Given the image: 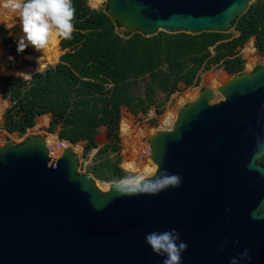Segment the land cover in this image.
Listing matches in <instances>:
<instances>
[{
    "label": "water",
    "instance_id": "water-1",
    "mask_svg": "<svg viewBox=\"0 0 264 264\" xmlns=\"http://www.w3.org/2000/svg\"><path fill=\"white\" fill-rule=\"evenodd\" d=\"M253 1L110 0V13L147 36L223 31ZM62 140L0 145V264H163L145 235L171 228L188 245L182 264H229L244 248V264H264V66L201 90L149 138L143 177L167 169L177 187L126 194Z\"/></svg>",
    "mask_w": 264,
    "mask_h": 264
},
{
    "label": "trees",
    "instance_id": "trees-1",
    "mask_svg": "<svg viewBox=\"0 0 264 264\" xmlns=\"http://www.w3.org/2000/svg\"><path fill=\"white\" fill-rule=\"evenodd\" d=\"M73 5L72 39H54L55 46L63 49L59 61L31 78L16 74L6 77L3 97L9 106L3 114L4 128L24 134L36 124L38 115L47 113L51 118L49 130L57 131L61 142L67 146L70 144L62 139L85 141L88 148L89 144H98L100 129L105 127V143L97 145L87 166V172L102 181L118 182L132 176L121 166L120 123L122 136L129 132L125 118L121 122L124 107L147 111L155 104L158 92L166 99L176 90L193 89L196 93L197 87L191 85L198 84L200 70L220 63L253 36L255 45L250 41L245 51L253 57L259 51L263 61L255 67L264 65V0H254L233 20L234 32L160 30L151 36L140 30L119 32L121 22L111 15L110 0L101 8L91 7L88 0H73ZM52 46L53 42L45 49L38 67L57 60ZM32 52L30 47L17 52V45L11 50L16 56ZM241 62L240 56L224 60L228 66ZM140 82L143 88L138 93ZM174 115L166 114L168 123ZM258 162L264 165V156Z\"/></svg>",
    "mask_w": 264,
    "mask_h": 264
},
{
    "label": "rangeland",
    "instance_id": "rangeland-1",
    "mask_svg": "<svg viewBox=\"0 0 264 264\" xmlns=\"http://www.w3.org/2000/svg\"><path fill=\"white\" fill-rule=\"evenodd\" d=\"M109 0H102L99 5H95L92 0H88V3L93 8L105 7ZM0 5H2V0H0ZM95 5V6H93ZM14 14L9 12L0 6V66L6 65L7 71L0 72V79L2 81V86L0 88V145H3L6 142L12 141L19 143L25 140L29 136L33 135H44L49 142V140H54L56 138V144H60L58 141L57 131H50V116L47 113L40 114L36 118V124L32 127H29L24 134H18L16 132H9L4 128V111L9 106V101L7 98L3 97V90L5 87V79L7 76L16 74L18 71H27L31 76L38 72L47 69L50 66H54L58 61L60 55L63 53V49L55 46L53 37V46L51 48L52 53L57 56L55 62H50L45 67H38V60L44 55V50H37L34 46H29L33 52L24 53L19 56H16L11 53V50L15 45H17V39L22 35L19 19L16 18L17 22L11 27L15 22L10 17ZM74 30V29H73ZM117 30L121 33H126L123 26H118ZM228 32H234L235 29L231 28L226 30ZM59 38V42H60ZM256 37L253 36L250 38L238 51L230 53L226 58L233 59L237 56L242 58V62L239 65L228 66L224 64V58L220 63L212 64V66L207 70H200L198 73V84L195 82L192 84V87H197V92L199 90L208 89L209 91L217 90L223 86L228 80H231L241 72H254L260 67L259 64L263 61V55L258 51L256 55L248 56L245 48L246 45L253 41L255 43ZM255 45V44H254ZM12 57V60H9V57ZM257 58V61H254ZM258 64V65H257ZM255 65H257L255 67ZM39 69V70H38ZM31 76L29 78H31ZM143 82H140L138 93L142 91ZM193 89H186L183 91H175L169 99H166L164 93L158 92L155 97V104L152 105L147 111H141L136 108L124 107L121 113V122L122 118H125L126 123L129 126V132L125 136H122L121 123H120V144H121V166L129 173L132 174L131 177H143L150 169V162L148 159V150L150 147L149 138L154 135L158 130L165 129L169 123L166 118L167 113L177 114L179 109L189 100L196 96ZM194 93L195 95L191 97H186L188 93ZM186 97V98H185ZM175 116V115H174ZM41 124V127L37 128L36 125ZM101 131V140L98 144H89V147L86 148V142L81 141L78 143L72 144V148L78 149L84 168L87 171V166L92 163L94 155L97 151V145H102L105 143V127H102ZM58 136V138H57ZM131 163L133 165L132 169H128L125 166ZM91 174V173H90ZM126 179V178H125ZM124 180V179H122ZM121 180V181H122ZM121 181H113L120 183ZM109 182V181H108ZM109 188L108 185H104Z\"/></svg>",
    "mask_w": 264,
    "mask_h": 264
},
{
    "label": "clouds",
    "instance_id": "clouds-1",
    "mask_svg": "<svg viewBox=\"0 0 264 264\" xmlns=\"http://www.w3.org/2000/svg\"><path fill=\"white\" fill-rule=\"evenodd\" d=\"M0 6L14 14L10 17L15 21L11 27L17 22L16 18L19 19L22 35L17 39V52H23L29 46L45 51L52 43L53 37L72 39L73 19L76 13L73 0H2ZM12 59L10 56L9 60ZM5 71L6 65L0 66V72ZM16 75L22 78L31 76L23 71L16 72ZM125 167L132 169L133 165L129 163ZM181 180L179 173H169L167 169H163L152 177L126 178L120 182V188L129 195L157 194L168 187L179 186ZM255 217L253 214V218ZM145 241L153 252L163 257V264H182V253L188 245L181 239L176 228L149 232L145 235ZM227 242L225 238L224 243ZM223 247L224 245H221V250ZM249 253L250 249L244 248L237 256L231 257L229 264H244L246 260L251 261Z\"/></svg>",
    "mask_w": 264,
    "mask_h": 264
},
{
    "label": "bare ground",
    "instance_id": "bare-ground-1",
    "mask_svg": "<svg viewBox=\"0 0 264 264\" xmlns=\"http://www.w3.org/2000/svg\"><path fill=\"white\" fill-rule=\"evenodd\" d=\"M93 2H94V4L97 6V5H99V3H101V1L102 0H92ZM262 66H264V65H262ZM262 66H260V67H262ZM201 91V90H200ZM199 91V92H200ZM199 94V93H198ZM197 94V95H198ZM196 95V96H197ZM175 116H176V114H175ZM57 138H58V136H57ZM59 140V139H58ZM49 142H52V143H55L56 142V138L54 139V140H49ZM59 142H60V145H63V146H66L63 142H61L60 140H59ZM67 146H69V145H67Z\"/></svg>",
    "mask_w": 264,
    "mask_h": 264
}]
</instances>
